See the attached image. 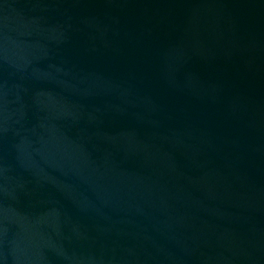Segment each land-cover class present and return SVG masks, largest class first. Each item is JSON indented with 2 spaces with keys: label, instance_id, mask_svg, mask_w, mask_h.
<instances>
[{
  "label": "water",
  "instance_id": "obj_1",
  "mask_svg": "<svg viewBox=\"0 0 264 264\" xmlns=\"http://www.w3.org/2000/svg\"><path fill=\"white\" fill-rule=\"evenodd\" d=\"M0 264H264V0H0Z\"/></svg>",
  "mask_w": 264,
  "mask_h": 264
}]
</instances>
